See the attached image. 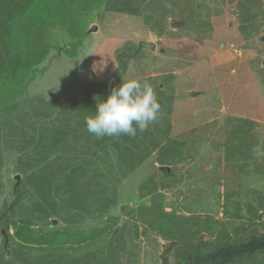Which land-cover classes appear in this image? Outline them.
<instances>
[{"label": "rangeland", "instance_id": "obj_1", "mask_svg": "<svg viewBox=\"0 0 264 264\" xmlns=\"http://www.w3.org/2000/svg\"><path fill=\"white\" fill-rule=\"evenodd\" d=\"M240 1L168 0L167 8L173 13L167 19L168 33L163 36L152 31L142 16L117 12L92 15L87 21L90 23L94 19L90 28L96 24L98 29L89 35L86 33L79 43L80 54L70 57L64 53L54 57L48 69L31 84L25 99L31 109L40 104L39 100L54 102L57 95L62 100L56 108L58 117L42 120L47 136L56 135L62 139L58 147H54L50 162H44V165L46 174L59 175V182L62 181L58 186L67 190L66 197L60 200L62 190H59L58 197L55 196L58 200L51 195L42 207L46 212L54 207L56 212L71 218L67 225L63 218H56L55 225L66 227L64 239L67 244L51 246L63 247V253L60 251L56 255L58 259L62 258L61 264L71 263V259L78 264H167L163 259L166 249L172 264H176L171 255H175V248L171 250L172 245L150 229L144 234L146 225L138 213L132 214L139 204L150 202L151 191L140 188L148 179H153L150 188L156 187L167 202L173 203L167 207L168 211L187 214L186 208L190 207L192 214L217 221V229L223 226L222 223L229 222L231 228L242 222L248 223L247 218L227 217L223 210L226 189H235L239 182L237 170L240 168L228 159L230 150L232 155L234 152L240 154L233 145L240 142L246 153L255 143L250 151L254 161L264 167V147L260 146L264 139V0H252L255 6L249 22H245L247 34L242 32ZM172 20L177 21L176 27H171ZM151 42L155 47L149 46ZM54 54L52 51L51 55ZM123 62H127L124 69ZM123 77L148 81L157 97L166 96L160 99L167 100L174 109L170 115L161 112L167 117L164 122L171 124L168 138L185 143L188 149H185V159L181 163L168 164L177 175L163 176L162 164L155 163L157 151L149 155L130 174V179L122 180L115 205L103 203L101 198H91L90 194L96 189L101 192L109 184L111 174L107 171V155L118 137L97 138L89 134L84 117L90 115L92 106H96L94 97L102 96L97 92L102 89L103 82L109 81L107 88L112 89ZM84 90H88L86 97ZM193 91L196 95H192ZM72 92L79 103L65 104ZM72 109L75 110L72 115L64 116ZM241 117L258 121L246 137L244 131L238 129L235 132L237 128L230 124L231 120ZM237 125L239 127L240 121ZM20 128L9 131L2 148L0 178L5 193L0 201L10 204L16 199L14 185L16 175L21 174L17 169H23L24 165L28 169L35 159L28 154L36 148L28 144L32 134ZM162 129L165 128L162 126ZM166 143L164 140L162 146ZM244 167V171L251 174L257 166L254 169ZM97 173L100 177L96 180ZM32 188L35 187L29 184L21 186V193H29ZM142 192L147 194L142 197ZM31 202L32 199H27L22 202L24 204L16 205L15 212L19 216L28 215L30 206L34 205ZM204 202L209 203V208ZM243 214L248 216L245 208ZM263 221L257 222L255 229L263 231ZM123 227L125 229L121 231ZM136 229L141 233L138 238L134 237ZM13 231L11 226V233ZM219 231H201L195 242L218 245ZM4 244L0 233V248L5 250ZM39 249L42 248L26 253L28 261L53 264L45 260L48 247L44 252ZM4 253L3 258H12L11 250L6 249Z\"/></svg>", "mask_w": 264, "mask_h": 264}, {"label": "trees", "instance_id": "obj_2", "mask_svg": "<svg viewBox=\"0 0 264 264\" xmlns=\"http://www.w3.org/2000/svg\"><path fill=\"white\" fill-rule=\"evenodd\" d=\"M254 2L252 0H241L239 3L243 7L241 20L244 34H247L244 30L245 22H249L254 12L255 5L252 4ZM167 4H169L168 0H0V164L3 158V143L11 129L14 132V129L21 126L20 129L30 131L32 140L28 141V144L36 147L28 152V154L35 157L33 165L29 164L28 169L25 165L23 169H17L23 176L19 173L22 179L17 188V179L14 185L15 202L10 204L6 201H0V229H5L9 237L8 246L5 247L4 244V247L12 251V258L7 260L2 256V254H5L6 249L0 248L2 250L0 251V264H8L9 262L40 264L38 260L33 262L29 259L28 261L26 253L38 248H42L39 250L44 252L45 247H48L47 250H49L45 254V260L48 259L47 261H51L53 264H61L59 260H62V258L58 259L56 255L63 253L61 251L63 247L62 249L57 247V249L51 246L67 244L64 239V229L66 227L55 225L56 218H63L66 225L71 222L70 217L61 215L60 211L56 212L54 207L50 209V212H46L42 208L49 196L52 195L58 200L56 198L58 197L57 191L62 190L60 200L65 198L67 193L65 188L62 189V185L58 186L62 181L59 182V175L52 172V174H46L47 170L44 165V162H50V156L55 151L54 147H58L62 139H59L56 135L53 137L47 136L42 120L50 117L57 118L58 109L56 108L60 106L62 100L58 95L54 102L46 99L39 100L40 104L31 109L26 103L31 84L48 69L49 63L53 61L54 57L64 53L70 57H77L80 54L78 50L79 43L87 36L86 33L94 22V19L90 23L87 21L92 15L95 17V14L102 12L98 16L103 15L105 12H117L142 16L152 31L163 36L168 33L167 19L173 13L172 9L169 11L167 8ZM96 6L99 7L96 9ZM52 51H55L54 55H51ZM123 64L121 65L124 69L127 62H123ZM109 84V81L103 82V87L106 89L102 87L97 92V94L102 93V96H100L102 99H106L111 90L107 88ZM87 91H83L85 97ZM74 95V92L68 95L65 104H78L79 99H74ZM160 98H166V96L159 95L157 97L161 104V111L155 122L150 124L144 132L138 131L135 137L121 135L115 142H112L114 145L107 155V171L111 174L109 184L101 192L96 189L95 193L90 194L91 198H101L103 203L106 201L107 204L116 205L122 180L130 179L131 173L155 151H157L155 163L162 165L181 163L185 159L184 151L188 147L185 146V143L168 138L171 124L164 122L167 117L161 114V112H165L170 115L174 110L173 106L170 103L167 104V100ZM91 108L90 114H93L96 106L94 105ZM21 109H23L22 112H20ZM74 111V109L69 110L64 113V116L72 115ZM238 121H240V125L236 127ZM230 124L233 128H237L235 132L238 129L241 132L244 131V137H246L245 134L250 135L256 126L255 121L243 118L231 120ZM162 126L165 129H162ZM164 140H167V143L162 146ZM240 144L238 142L233 146L235 151L240 152L241 155L236 152L232 155V151H229L228 159L234 161L233 165L240 168L237 170L239 182L235 189L229 187L226 189L223 210L227 217L247 218L248 223L242 222L233 228L228 225L229 222L222 223L223 226L217 229L219 226L217 221L210 218L203 219L201 215L192 214L190 207L186 208L187 214L175 210L168 211L167 207L173 203L167 202L165 195L158 192L156 187L155 189L150 188L153 183H149L153 179H148L141 184L140 188H145L148 192L151 191L150 202L148 204L141 203L132 210V214L138 213L139 219L146 225V229L143 231L144 234H147V230L150 229L166 239L168 244L176 245L177 243L194 242L201 231L216 232V230H220L217 233L216 244H222L245 238V233L249 234L253 231L258 225L257 222L264 220V167L254 161V155L250 151L252 146H250L249 151L244 153L245 149ZM99 156L100 154L98 159ZM244 166H252L253 169L257 167L250 174L244 171ZM161 172L163 176L175 174L172 167L170 173L162 170ZM98 177L100 176L97 173L94 178L97 180ZM28 184L33 185L35 188L29 190V193L28 191L21 193V186L24 187ZM75 192L80 195L79 191L76 190ZM4 193L2 179L0 178V200ZM30 194H33V196H30ZM146 194V192L141 193L142 197ZM221 196L220 193V198ZM27 199H32L31 203H34V205L30 206L28 215L19 216L15 212V206L24 204L22 202ZM54 202L56 203V201ZM54 202L53 204H55ZM186 203L184 204L185 207ZM208 204V202H204L206 208H209ZM243 207L248 216L243 214ZM116 219L114 220L115 223ZM11 226L14 229L13 233H11ZM138 226L136 225V227ZM124 229L125 227L121 231ZM44 230L46 232L42 234L41 232ZM1 235L5 241L4 235L2 233ZM140 235L138 229L134 230L135 238L140 237ZM64 250L68 249L64 248ZM167 250L163 252V259L167 260L168 264ZM15 259L17 262L14 261ZM71 261L68 264H78L73 259ZM239 264H264V255L260 259H248L241 261Z\"/></svg>", "mask_w": 264, "mask_h": 264}, {"label": "clouds", "instance_id": "obj_3", "mask_svg": "<svg viewBox=\"0 0 264 264\" xmlns=\"http://www.w3.org/2000/svg\"><path fill=\"white\" fill-rule=\"evenodd\" d=\"M94 99L95 111L84 117V123L86 131L97 138L135 137L138 131L144 132L155 122L161 111L151 84L135 78L123 77L119 85L112 87L106 99L100 96Z\"/></svg>", "mask_w": 264, "mask_h": 264}, {"label": "water", "instance_id": "obj_4", "mask_svg": "<svg viewBox=\"0 0 264 264\" xmlns=\"http://www.w3.org/2000/svg\"><path fill=\"white\" fill-rule=\"evenodd\" d=\"M175 20L171 21V27H176ZM98 25L94 24L89 28L87 34L97 31ZM152 47H155L154 43H149ZM164 50V49H161ZM192 95H196V92H192ZM161 170L170 173L171 167L168 165H162ZM17 183L16 188L21 180V175H16ZM0 232L5 237V247L8 246L9 237L5 229H1ZM179 253L190 248L187 252L184 261L188 264H239L241 261L248 259H260L264 255V230L260 232L259 229H254L253 232L247 238L237 239L234 241L225 242L218 245H210L199 242L185 243L181 246Z\"/></svg>", "mask_w": 264, "mask_h": 264}, {"label": "flooded vegetation", "instance_id": "obj_5", "mask_svg": "<svg viewBox=\"0 0 264 264\" xmlns=\"http://www.w3.org/2000/svg\"><path fill=\"white\" fill-rule=\"evenodd\" d=\"M141 46V45H140ZM150 46V45H149ZM124 54H126V52H123ZM123 64V63H122ZM124 65V64H123ZM251 232H253V231H251ZM250 232V233H251ZM260 232H262V230H260ZM250 233L248 234V236L250 235ZM248 236H246L245 238H247ZM242 239H244V238H242ZM197 242H199L198 240H197ZM196 242V243H197ZM200 243H204V242H202V241H200ZM204 244H207V243H204ZM177 246V247H176ZM175 248V255H173V254H171L172 255V257H173V259L172 260H174V262L176 263V264H188L187 262H185L184 261V259L183 258H185V256H186V254H187V252L190 250V248H187L186 250H184V251H182L181 252V254L183 255V258L181 257V256H179L180 255V253H179V250H180V248L181 247H179V245H172V248H171V250H173ZM179 257V258H178ZM168 263L169 264H172V262H171V256L170 257H168Z\"/></svg>", "mask_w": 264, "mask_h": 264}, {"label": "crops", "instance_id": "obj_6", "mask_svg": "<svg viewBox=\"0 0 264 264\" xmlns=\"http://www.w3.org/2000/svg\"><path fill=\"white\" fill-rule=\"evenodd\" d=\"M241 118H243V117H241ZM243 119H248V120H249L250 118H243ZM250 120L255 121V122H256V125H257L258 121L254 120V119H252V118H251ZM254 144H255V143H254ZM254 144L252 145V148L256 146V145H254ZM260 146H263V147H264V139H263L262 143L260 144Z\"/></svg>", "mask_w": 264, "mask_h": 264}]
</instances>
